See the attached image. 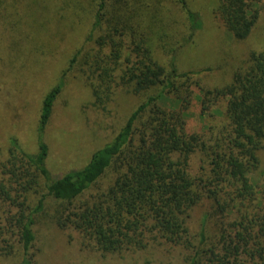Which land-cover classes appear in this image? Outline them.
I'll list each match as a JSON object with an SVG mask.
<instances>
[{"label":"trees","instance_id":"trees-1","mask_svg":"<svg viewBox=\"0 0 264 264\" xmlns=\"http://www.w3.org/2000/svg\"><path fill=\"white\" fill-rule=\"evenodd\" d=\"M90 1L88 39L96 48L89 65L95 74L91 87L116 79L137 93L159 91L139 104L86 164L57 176L45 164L43 133L60 87L43 96L36 152H24L11 139L8 157L0 163V257L33 263L34 226L44 203L31 202L30 195L42 183L53 204L52 222L75 231L82 249L121 255L151 246H181L189 251L187 264H264V186L249 178L264 148V53L251 51L224 87L209 90L193 81L194 91L193 73L177 71L174 50H169L166 68L140 34L141 14L154 0ZM261 1L219 0L215 14L233 38L245 40L258 20ZM39 2L32 0L49 21L65 19L75 10L73 4H82ZM177 3L185 15L188 43L198 15L185 0ZM1 18L8 23L9 16ZM18 18L6 25L16 26ZM96 30L102 33L94 37ZM104 48L110 50L106 62ZM194 96L201 114L212 105L221 112L219 121L205 123L197 132L189 131L186 122ZM164 97L168 105L161 103ZM196 154L201 165L192 171ZM199 206L205 210L199 231L192 234L188 225Z\"/></svg>","mask_w":264,"mask_h":264},{"label":"rangeland","instance_id":"rangeland-1","mask_svg":"<svg viewBox=\"0 0 264 264\" xmlns=\"http://www.w3.org/2000/svg\"><path fill=\"white\" fill-rule=\"evenodd\" d=\"M81 2L73 4L76 11L72 8L65 19L49 21L32 0H0V163L8 157L11 139L24 152H36L40 103L54 86L60 90L43 133L48 148L45 164L54 176L86 164L92 152L112 140L130 113L159 91L149 88L137 93L116 79L91 87L95 74H91L94 70L89 65L96 48L88 34L93 22L90 10L94 6L90 0ZM218 2L185 0L199 20L188 43L185 15L177 0H154L141 14L138 29L150 43L153 58L167 68L169 50H174L177 71L193 73L194 91L197 89L193 81L209 90L224 87L251 51L264 53V0L260 2L255 27L241 41L233 38L216 17ZM2 14L9 16L6 24L19 15L16 26H7ZM101 33L96 30L93 35ZM124 41L129 44V39ZM102 53L103 60L109 61L106 56L110 50L104 48ZM194 99L186 120L189 131L203 130L205 123L220 120L219 107L212 105L201 114L198 97ZM161 103L168 105L169 99L164 97ZM258 159V169L250 172L249 178L262 188L264 148L258 152ZM199 165L196 154L191 159L192 171ZM102 181L107 182L106 178ZM30 196L31 202L44 203V212L34 226L32 264H187L189 251L181 246H151L121 255L82 249L75 231L61 230L52 222L53 204L44 185L40 183ZM204 210V206L193 209L188 225L192 234L199 231ZM0 264H21V259L0 257Z\"/></svg>","mask_w":264,"mask_h":264}]
</instances>
